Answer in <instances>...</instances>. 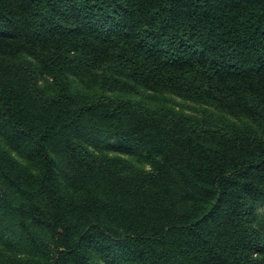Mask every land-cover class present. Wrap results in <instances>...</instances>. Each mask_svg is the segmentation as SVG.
I'll return each mask as SVG.
<instances>
[{"label": "trees", "instance_id": "trees-1", "mask_svg": "<svg viewBox=\"0 0 264 264\" xmlns=\"http://www.w3.org/2000/svg\"><path fill=\"white\" fill-rule=\"evenodd\" d=\"M69 72L264 127V0H0V126L32 161L0 147V226L27 247L0 264H264L257 130L77 93ZM95 134L148 150L152 170L96 152Z\"/></svg>", "mask_w": 264, "mask_h": 264}, {"label": "rangeland", "instance_id": "rangeland-1", "mask_svg": "<svg viewBox=\"0 0 264 264\" xmlns=\"http://www.w3.org/2000/svg\"><path fill=\"white\" fill-rule=\"evenodd\" d=\"M20 58L31 62L35 66L40 87L45 92L51 93L56 86L55 77L27 53H22ZM67 77L66 81L70 83L71 89L77 93L86 95L104 93L121 99L136 101L150 108L167 107L180 114L208 118L220 125L251 126L264 139V127L256 123L244 111H224L209 102H201L191 97L172 92L154 91L140 87L134 83L130 84L131 87L126 88L123 81L126 80L128 82V80L126 78L122 79V77L117 75L114 76L116 78L115 82H103V80L94 76H78L70 72L67 73ZM6 132L7 130L0 126V147L6 150L13 159L22 165H29L32 161L29 156V149H26L27 146L22 145L19 149L13 148L8 143ZM94 138L97 139V146L94 148L96 152L124 159L138 170H152L148 150L128 146L100 134H95ZM254 217L257 227L264 234V203L259 202L256 205ZM8 227L12 229V226H0V247H7L9 245V250L13 253L27 254L25 242L16 233L5 230ZM95 259L98 261L99 257H95ZM101 262L105 264L104 260H101Z\"/></svg>", "mask_w": 264, "mask_h": 264}]
</instances>
